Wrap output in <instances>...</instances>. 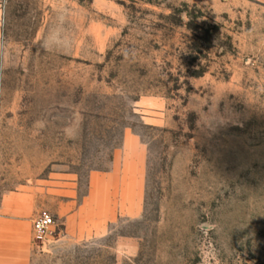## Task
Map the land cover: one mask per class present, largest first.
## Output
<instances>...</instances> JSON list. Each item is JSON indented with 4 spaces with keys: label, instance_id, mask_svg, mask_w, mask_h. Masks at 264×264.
Wrapping results in <instances>:
<instances>
[{
    "label": "rangeland",
    "instance_id": "obj_1",
    "mask_svg": "<svg viewBox=\"0 0 264 264\" xmlns=\"http://www.w3.org/2000/svg\"><path fill=\"white\" fill-rule=\"evenodd\" d=\"M126 134L147 150L140 218L34 264H116L119 236L140 244L122 264H264V6L0 0V200L85 192Z\"/></svg>",
    "mask_w": 264,
    "mask_h": 264
},
{
    "label": "crops",
    "instance_id": "obj_2",
    "mask_svg": "<svg viewBox=\"0 0 264 264\" xmlns=\"http://www.w3.org/2000/svg\"><path fill=\"white\" fill-rule=\"evenodd\" d=\"M264 6V0H252ZM147 150L140 139L126 134L116 150L111 167L92 172L86 191L71 179L52 180L43 193L22 189L0 200V264H34V221L48 211L56 221L53 237L45 248L62 244H84L106 239L120 222L134 221L143 213L147 176ZM44 248V249H45ZM138 239L117 237L113 251L116 264L136 257Z\"/></svg>",
    "mask_w": 264,
    "mask_h": 264
},
{
    "label": "built area",
    "instance_id": "obj_3",
    "mask_svg": "<svg viewBox=\"0 0 264 264\" xmlns=\"http://www.w3.org/2000/svg\"><path fill=\"white\" fill-rule=\"evenodd\" d=\"M56 226L54 216L48 212L41 213L34 221L33 239L37 248H44L53 237V228Z\"/></svg>",
    "mask_w": 264,
    "mask_h": 264
}]
</instances>
